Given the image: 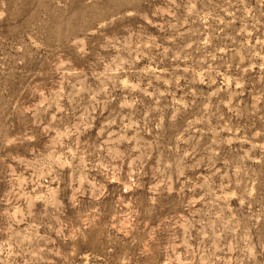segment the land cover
I'll list each match as a JSON object with an SVG mask.
<instances>
[{
  "label": "rangeland",
  "instance_id": "1",
  "mask_svg": "<svg viewBox=\"0 0 264 264\" xmlns=\"http://www.w3.org/2000/svg\"><path fill=\"white\" fill-rule=\"evenodd\" d=\"M0 264H264V0H0Z\"/></svg>",
  "mask_w": 264,
  "mask_h": 264
}]
</instances>
